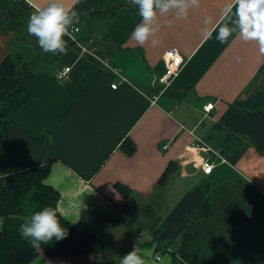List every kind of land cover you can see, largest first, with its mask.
<instances>
[{
  "label": "crops",
  "instance_id": "obj_1",
  "mask_svg": "<svg viewBox=\"0 0 264 264\" xmlns=\"http://www.w3.org/2000/svg\"><path fill=\"white\" fill-rule=\"evenodd\" d=\"M15 1L0 0V25ZM26 3L18 28L0 32V61L19 50L33 71L31 98L9 113L6 165L50 162L43 182L59 192V212L106 241L104 258L39 255L28 264H120L134 244L145 264H171L158 242L178 239L201 203L235 178L264 194V0H199L184 19L160 17L155 48L131 38L140 17L129 0H63L78 14L75 36L93 55L67 36L63 53L43 52L26 25L49 0ZM170 47L185 63L159 93L155 81ZM65 65L68 78L58 79ZM196 137L226 160L190 149ZM205 158L215 161L210 173L202 169ZM260 247L255 241L245 248L243 262L264 260Z\"/></svg>",
  "mask_w": 264,
  "mask_h": 264
},
{
  "label": "trees",
  "instance_id": "obj_2",
  "mask_svg": "<svg viewBox=\"0 0 264 264\" xmlns=\"http://www.w3.org/2000/svg\"><path fill=\"white\" fill-rule=\"evenodd\" d=\"M26 7V0H16L14 5L10 6L7 23L0 25V32L18 28L20 18L26 13ZM29 65L30 61L19 50L9 52L0 61V264H28L39 255L49 258L68 256L87 258L92 255L104 258L105 239L91 229H77L59 212L57 208L59 192L43 182L50 171V162L16 169H9L6 165L7 150L11 142L8 128L12 119L9 113L31 98V93L26 87V81L33 74ZM167 171L161 180L167 176ZM117 186L123 192L126 190L124 186ZM214 195L211 201L206 200L187 215L185 226L176 236L179 242L175 248L170 247V243L174 240L167 243L158 242V249L165 246L170 252L172 264H212V262L221 264L223 261V258H217L216 254L220 248L216 242L209 240L207 244V238L201 234L198 224L201 214L209 216L212 212ZM44 206L55 209L62 226L67 229V235L62 240H53L50 244L35 249L21 239L17 229L33 212ZM238 206L235 201H229L222 208L218 221L228 227L236 225L243 215ZM154 227L153 225L152 228ZM238 243L234 248L231 246L232 250L226 255L222 264H233L242 251L250 245L247 239ZM201 244L207 247L205 251L199 250L202 249ZM260 246L259 251L264 255V244L261 243Z\"/></svg>",
  "mask_w": 264,
  "mask_h": 264
},
{
  "label": "clouds",
  "instance_id": "obj_3",
  "mask_svg": "<svg viewBox=\"0 0 264 264\" xmlns=\"http://www.w3.org/2000/svg\"><path fill=\"white\" fill-rule=\"evenodd\" d=\"M129 3L137 8L140 17L131 38L139 46L150 42L154 48L161 43L158 38L161 30L160 17L172 15L177 19H184L190 9L199 7V0H129ZM77 23L78 14L67 8L63 0H49L45 7L30 15L26 27L28 34L36 38L43 52L57 54L65 51L64 37L71 36L70 29ZM165 24L170 22L165 21ZM17 231L21 239L35 249H40L53 240H62L67 235V229L62 226L51 206H44L33 212ZM153 247L156 245L153 244ZM120 264H145L139 244H134L132 250L120 258Z\"/></svg>",
  "mask_w": 264,
  "mask_h": 264
},
{
  "label": "rangeland",
  "instance_id": "obj_4",
  "mask_svg": "<svg viewBox=\"0 0 264 264\" xmlns=\"http://www.w3.org/2000/svg\"><path fill=\"white\" fill-rule=\"evenodd\" d=\"M262 195L263 194L260 193L255 186L245 181L243 178H235L231 184L224 186L221 190L216 192L212 200V212L209 216L201 214L198 224L201 234H204V237L207 238L206 243L208 244L209 240H211V242L215 241L216 245L220 248L219 252L216 254L217 258H223L222 260L224 261V258L227 257L226 255L232 250L230 249L231 246L234 248L239 244L238 242H242L243 239H247V242H250V244L255 241L264 244V197H262ZM229 201L238 203V207L243 213L239 222L230 227L218 221L222 213V208ZM196 240L198 241L199 239ZM178 242L179 239H176L172 246H177ZM202 244L205 245L204 242H202ZM202 244V249L199 250L205 251L207 247ZM226 244L227 246H225ZM247 251H249V249L243 251L240 255L242 259L239 257L236 264H246L243 262L246 261L243 257L247 256ZM261 263L264 264L263 259L257 260V264ZM212 264L217 263L212 262ZM248 264H255V262Z\"/></svg>",
  "mask_w": 264,
  "mask_h": 264
},
{
  "label": "built area",
  "instance_id": "obj_5",
  "mask_svg": "<svg viewBox=\"0 0 264 264\" xmlns=\"http://www.w3.org/2000/svg\"><path fill=\"white\" fill-rule=\"evenodd\" d=\"M78 30H79V27L74 26L72 29H70L71 36H67V37L75 45H77L83 53H88L90 55H93L94 53L91 50V48L87 47L75 36V31H78ZM165 63H166V68H165L164 73L158 75L155 81L159 93L166 90L172 84L174 77L179 73L185 61H184L183 56L179 53V51L176 48L170 47L168 48L165 54ZM70 70H71L70 65L63 66L56 72L57 78L58 79L68 78V74ZM111 70L115 74L123 77L120 69L111 68ZM111 86L113 88H116L117 83H112ZM156 97H157L156 93H153L151 95L150 99L152 103L156 102ZM213 107H214V102L210 101L204 105V110L207 112V111H210ZM190 149L196 150V151L203 150V149L207 151L209 150V151H212L214 154H216L220 158L221 161L226 160V158L219 151L212 149L209 145H207L202 139L198 137H196L194 141L191 142ZM214 164H215V161L206 159V158L203 159L201 162L202 169L205 173H210L214 167ZM263 197H264V194H263ZM157 257L160 258V255H157Z\"/></svg>",
  "mask_w": 264,
  "mask_h": 264
}]
</instances>
